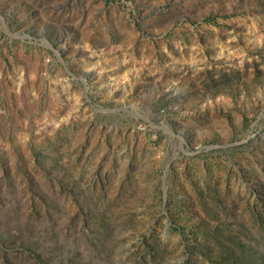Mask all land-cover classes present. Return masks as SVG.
Instances as JSON below:
<instances>
[{"label": "rangeland", "instance_id": "374dc122", "mask_svg": "<svg viewBox=\"0 0 264 264\" xmlns=\"http://www.w3.org/2000/svg\"><path fill=\"white\" fill-rule=\"evenodd\" d=\"M0 264H264V0H0Z\"/></svg>", "mask_w": 264, "mask_h": 264}, {"label": "trees", "instance_id": "16d2710c", "mask_svg": "<svg viewBox=\"0 0 264 264\" xmlns=\"http://www.w3.org/2000/svg\"><path fill=\"white\" fill-rule=\"evenodd\" d=\"M232 262H234V260H231Z\"/></svg>", "mask_w": 264, "mask_h": 264}]
</instances>
